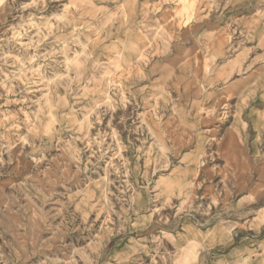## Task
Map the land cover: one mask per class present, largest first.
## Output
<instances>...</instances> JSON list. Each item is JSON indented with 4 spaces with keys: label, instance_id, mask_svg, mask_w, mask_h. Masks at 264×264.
<instances>
[{
    "label": "rangeland",
    "instance_id": "374dc122",
    "mask_svg": "<svg viewBox=\"0 0 264 264\" xmlns=\"http://www.w3.org/2000/svg\"><path fill=\"white\" fill-rule=\"evenodd\" d=\"M0 264H264V0H0Z\"/></svg>",
    "mask_w": 264,
    "mask_h": 264
}]
</instances>
